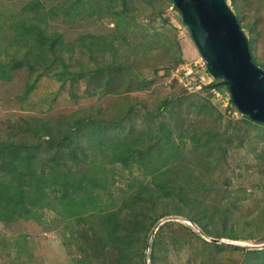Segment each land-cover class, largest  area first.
<instances>
[{"label": "rangeland", "instance_id": "374dc122", "mask_svg": "<svg viewBox=\"0 0 264 264\" xmlns=\"http://www.w3.org/2000/svg\"><path fill=\"white\" fill-rule=\"evenodd\" d=\"M74 1L0 0V60L10 61L16 49L9 47L14 19L30 21L39 11L45 17L34 22L42 30L76 43L72 53H64L70 70L111 63L95 62L79 47L80 36L92 32L117 36L116 61L123 64L122 71L115 72L107 91L95 87L98 83L90 86L84 77L63 85L54 73L41 75V60L33 68H11L10 79L0 75V138L22 134L25 119H49L63 129L64 117L81 109L90 108L91 117L121 120L107 128L101 122L87 124L61 155L47 147L39 156L38 173L45 161L47 171L48 163L62 172L72 168L77 183L79 175L94 178L99 171L105 187L89 188L96 200L83 217L68 216L52 198L49 206L45 201L29 216L12 221L3 207L0 264H115L119 251L107 231L109 215L128 210L141 192L146 195L159 185L150 169L114 160L110 138H124L134 148L135 139L142 140L139 147L157 142L154 155L177 157L157 172L179 193L159 194L158 203L148 205L147 215L166 216L149 236L140 235L139 252L129 248L131 264H144L142 252L147 264H259L250 250L264 249V126L251 123L232 103L224 78L210 73L174 0H100L103 11L94 15L85 5L79 14H65ZM227 2L240 15L252 57L264 69V0ZM79 4L95 5L92 0ZM30 84L34 87L28 90ZM159 131L168 138L159 140ZM54 188L52 193H58ZM189 208L202 226L186 215L170 214Z\"/></svg>", "mask_w": 264, "mask_h": 264}, {"label": "trees", "instance_id": "16d2710c", "mask_svg": "<svg viewBox=\"0 0 264 264\" xmlns=\"http://www.w3.org/2000/svg\"><path fill=\"white\" fill-rule=\"evenodd\" d=\"M80 1L75 0L69 7H65V14H79L84 11V5L85 9L91 10L89 15H94L97 11H103L100 0H92L95 5H90L88 8H86V4H79ZM232 2L235 5L237 4V0H232ZM41 17L43 18L45 15L39 11L36 12L35 17L30 21L24 17H14V43H11L9 47L16 49L11 54V62L0 60V75L10 79L11 68H20L25 65L33 68L34 66L36 67V62L38 63L41 60L39 64L43 65L41 75L43 73L44 75L54 73L63 85L68 80H70L72 85H75L80 78L84 77L87 78L90 86L92 83H98L95 87L104 88L107 91L110 90L115 79V72L122 68L123 65L116 61L120 57L119 49L115 44L117 36L114 35L109 38V35L92 32L82 34L79 38V47L85 49L93 61L98 62L103 59L104 61L110 60L111 63L109 62L108 65L104 66L103 63L98 62L99 64L95 68L79 66L81 70H70V64L65 61L64 53H72L76 43L66 42L62 35L57 32L49 33L46 30H42L34 22V19L41 21ZM237 17L240 22V15ZM241 27L243 29L245 26L241 25ZM30 41H33V43ZM7 51L8 49L4 52ZM48 59L50 63H47ZM253 60L259 65L254 55ZM56 63H61V67H53ZM120 70L122 71V69ZM143 85L137 86V88H141ZM33 87L34 84H30L28 90ZM71 96L75 97L74 91H71ZM89 109H81L65 116L64 122L66 126L63 129L55 128L49 119L32 118L25 119V126L22 129L24 132L22 134L13 133L12 136L10 135L7 138H0V210L5 207L4 211L8 212L7 220L12 221L18 217H27L38 206L42 207L45 201L49 206L51 204L49 198L56 200L59 205H63V210L70 217H83V213L89 210L88 206L94 205L91 201H95L96 198L90 193L89 188L94 190L95 187H105V184H102L103 179L97 174L99 171H96L94 178H91L88 174L79 175L78 183L72 168L69 167L65 172H62L53 164H49L48 161V171L45 167V161L42 171L40 173L37 172L39 160L43 159L39 156L47 147L55 149V153L61 155L66 147L71 146L75 142L73 140L68 143L70 140L74 139L76 135H82L85 125L93 124L96 127L101 122L107 128L111 127L112 124L115 125L121 122V120L103 118L102 114L98 118L91 117L92 114ZM81 114L86 115L83 116ZM245 116L251 123L264 126V122L255 121L248 115ZM24 133H29L30 135H23ZM261 133L264 138V128ZM155 135L159 140L168 138L166 134H162L160 131L156 132ZM141 141L140 139H135L134 148L133 144L124 140V138L109 139L108 147L114 160L125 165H130L135 161L138 166L150 169V173L154 174L156 183L159 185L154 190L150 189V192H147L146 195L141 192V198L135 199L128 205V210L109 215L107 231L111 242L119 251L115 264H131L132 262H129L131 259L129 248L132 247L135 249L134 252H139L138 241L140 240V235L145 232L146 236H149L151 229H154L160 219L166 216L165 214H161V216L159 214L156 216L147 215L148 205L150 203L156 205L159 194L172 197V195L179 193L176 192L177 187H175V184L168 182V179L165 178L166 175L160 176V173L157 172L161 169V165L165 167L176 161L177 157L168 160L160 154L154 155L152 150L157 142L156 144H147L146 147L142 145L139 147L142 143ZM80 142H83V139H80ZM76 144L80 145L81 143H78L77 140ZM80 148L83 149V146H80ZM99 167L101 166L99 165ZM54 186L58 193H52L53 191L55 192ZM48 188L52 189L48 190ZM146 188L147 185L145 186ZM154 210L157 213L156 208ZM193 213L192 208H189L182 212L171 210L170 214L186 215L197 222L199 226H202L203 223L200 218L193 216ZM147 217H150L151 223L146 222ZM145 242L146 247L147 240ZM217 246L227 247L229 244H217ZM235 247L240 246L235 245ZM242 248L248 249V246H242ZM250 252H253V257L259 259V264H264V249H253ZM146 257L147 253L142 252L144 264H147L148 258Z\"/></svg>", "mask_w": 264, "mask_h": 264}, {"label": "water", "instance_id": "95a60500", "mask_svg": "<svg viewBox=\"0 0 264 264\" xmlns=\"http://www.w3.org/2000/svg\"><path fill=\"white\" fill-rule=\"evenodd\" d=\"M214 77H222L238 110L264 122V69L227 0H174Z\"/></svg>", "mask_w": 264, "mask_h": 264}]
</instances>
